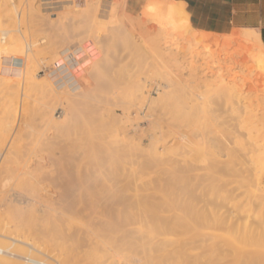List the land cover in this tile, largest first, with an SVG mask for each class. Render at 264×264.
<instances>
[{
    "label": "rangeland",
    "instance_id": "374dc122",
    "mask_svg": "<svg viewBox=\"0 0 264 264\" xmlns=\"http://www.w3.org/2000/svg\"><path fill=\"white\" fill-rule=\"evenodd\" d=\"M143 1L0 0V37L2 30H10V35L0 41V56L5 54L2 47L5 48V41L9 42L7 38L10 36L17 42L20 39L24 41H20L24 54L23 51L17 54L8 52L22 56L19 72L25 70L26 55L31 58L37 56L33 58L36 64L31 65L36 74L31 85H0L1 157L11 151L10 157L14 161L6 156L12 160H7V166L12 164L10 170L26 161L24 168L17 169L19 172L14 170L16 173H56L55 176L70 173L73 181L76 174H95L97 180L90 185L86 183L89 192L93 195L100 191L115 193L127 210L123 221H118L120 225L114 224L118 223L115 221L108 227L114 235V230L121 229L112 240L113 246L117 247L114 246L111 253L116 258L119 257L116 254L119 249L124 251L131 246L125 251L130 256L121 252L122 258L129 257L124 261L121 258L122 264H151L155 257L174 264L173 260H179L181 255L183 257L176 264H264V139L255 149L263 154L255 151V156L259 153L260 157L254 156L255 161L248 165H254L251 173H229L228 168L239 167L242 161L240 154L239 158L236 154L237 157L234 154L231 157L220 156L225 163L220 171L227 173H204L205 165L213 164L211 162L215 159L211 154L212 147H208L211 144L206 145L205 142L202 149H206L200 151L207 160L200 162L203 166L198 164L203 172L196 167L189 172H178L185 169L189 160L181 155L172 159L164 155L152 168L143 165L149 158L148 152L155 148L160 151V144L156 147L148 144L166 131L167 125L174 126L172 128L186 138L189 135L184 113L189 112L186 107L190 109V97L178 89L158 97L163 89L156 90L155 85L165 83L160 66L174 57L192 63L190 52H201L202 46L212 51L217 40L222 44L241 31L228 35L200 32L191 28L178 6L164 1ZM4 8L7 13H4ZM164 22L167 24L161 29L160 24ZM40 39H45V42L41 43ZM155 42L158 46L153 50L151 45ZM258 53V59L264 63V50ZM217 54L222 57V53ZM240 60L249 69L251 78L246 77L245 81L254 86L251 90L264 88L262 69L251 65L246 57ZM227 62H223L225 65L217 64L218 68L234 66L232 60ZM157 71L158 75H155ZM140 73L143 74L138 76ZM236 74V77H241L240 72ZM113 82L116 87L112 89ZM104 87L111 90L110 94ZM216 87L213 90V85L212 92L200 102L212 103L214 100L212 105L220 107L218 112L222 113L223 121L203 117L197 120V124L199 121L206 125L205 129L210 126L208 129L212 133L205 130L209 137L214 130L215 135L218 131V137L227 132L229 113L224 110L230 109L233 101L227 95L222 97ZM146 89L150 93L147 94ZM216 93L221 94L220 99L216 98ZM255 93L249 99L257 105L259 97ZM132 101L135 105L130 111V118H133L130 121L124 118L121 105ZM111 108L114 110L112 115ZM149 114H153L152 118L155 116L156 127L147 119ZM256 117L259 119L253 117L247 126L260 132L264 118ZM214 134L213 139L217 138ZM8 172L7 169L5 173ZM149 173L153 174L146 175L147 179L145 174ZM142 178L145 180L143 183ZM139 202L144 207H139ZM179 216L189 220L190 224L185 222V225ZM178 219L182 224H176ZM137 220L142 221V226H137ZM153 223L160 229L164 227L163 230L158 226V230L155 229ZM118 233L124 235V242L116 238H120ZM229 237L236 239L238 244L227 245ZM115 240L119 243L116 244ZM126 240L131 243L127 244L129 247ZM121 241L122 247L119 248ZM159 246L163 248L159 249ZM179 249L184 254L179 253ZM149 251H153L154 257L150 258ZM169 256H172L171 260Z\"/></svg>",
    "mask_w": 264,
    "mask_h": 264
},
{
    "label": "bare ground",
    "instance_id": "6f19581e",
    "mask_svg": "<svg viewBox=\"0 0 264 264\" xmlns=\"http://www.w3.org/2000/svg\"><path fill=\"white\" fill-rule=\"evenodd\" d=\"M5 10L6 9L4 8L3 11ZM4 13L7 12L5 11ZM166 24L167 22L160 24V26H162L161 29H163V27H165ZM9 31L10 30H2L1 32L2 35L0 37L1 42L2 39L7 37L6 35L9 33ZM7 39H9V42L5 41V45L7 42L5 48L2 47L3 45L1 46L5 54L0 56L1 59L0 85L3 86L16 85L19 87L29 86L35 81L34 79L36 74L31 70V65L35 63L33 58L34 57L37 58V56L31 58V56L25 54L26 55L25 57L26 64L24 68L25 70L23 72L22 71L19 72L20 70L18 69L23 60V58H21L22 56L19 57L14 54H9L8 52L13 51L16 54L22 52L24 50L21 47V43H20L22 39H20V41L18 42L13 40L12 36H10V38ZM22 42L24 41L22 40ZM40 42L44 43L45 39H40ZM214 44H216V48L212 51H209L206 49L205 46H202V48H200L201 52H199L198 50L190 52L189 57L192 60H194L192 63L190 62L185 63L183 61H179L177 58L174 57L171 61L163 62V64L161 65L163 67L160 66L159 69H163L162 72L164 73L163 75L165 76V78L162 79H164L165 83L162 82L164 84L157 83L155 85V87H157L156 90L160 89V87H162L163 89V91L160 94L158 93L159 94L158 97L167 94L169 92H172L174 91V89H178V91L182 92V94L190 97L189 98L190 109L187 110L188 107H186V111L189 112L184 113L185 119L187 121V125L189 127V133H188L189 135L188 138H186V135L184 134L180 135L181 133L179 134L178 130L172 128L174 126H170L166 124L167 125L166 127H168V129L163 133H161L158 137H156L154 142L150 141L148 144L149 147H151L152 145L156 147L158 144H160L161 145L160 151L157 148H155L151 152H148L149 158L148 160H146V163H143L144 167L146 166L152 168L153 165H157L156 164L157 160L162 158L164 155L169 159H172L176 155H181L186 158L188 157L189 160L185 164V169L182 168L183 170H179L178 172L180 171L181 173H184L185 171L189 172L191 169H194V167L198 168V164L200 165L202 164L200 162H205L207 160V157H205V155L200 151L206 149V147L202 149V144L205 142V144L207 143L206 145H208V143L211 144V146L208 145V147H212L213 151H211L212 152L211 154L213 155V157H215V159L213 162H211L213 163L211 165L204 164L205 165V170L203 169L204 173H217V172L219 173L220 169L225 164V163L223 164L224 160H222L223 158L221 159L220 156L222 155L230 156L233 154L235 157H237L238 154H240L242 159L239 158V156L238 158L240 159V161L241 160L242 161L239 162V167L234 166L232 168H228L230 171L229 173H251L252 167H254V165L251 167H249L248 165H251V163L255 161L254 160L255 151H256L255 149L259 145L258 143L262 139H264V126L262 127L260 132H256L247 125H250L248 124V122L253 117H255L254 119L257 118L256 116H260L261 118L262 117L264 118V88L261 89L260 87V89H256L255 91L251 90V87L254 86H252L251 83L249 84L248 81L247 82L245 81L246 77L251 78L249 69L246 66H243V63L240 62L241 61L240 59L246 57L248 61L252 63L251 65L255 64L256 67L262 69V71L264 72L263 70L264 63H262V60L258 59V55H259L258 52L260 50H264V48L261 42L259 41L256 33L254 31H249V30L239 32L235 35L228 37L226 40H224V42H222V44L220 43L219 40H217V42ZM231 45L233 46L230 48L229 46ZM248 45L250 46L249 48ZM157 46L158 44L157 42H155L153 43V46L151 45V48L154 50L157 48ZM217 52H219L220 54L222 53L221 54L222 57H220L217 54ZM22 54H24V51ZM229 59L233 61L232 63L234 64V66L229 67L228 65L225 68L224 67L218 68L217 64L225 65V63L223 62L225 61L227 62V60ZM246 65L248 66V64ZM236 73H238L239 76L241 75L243 79L241 77L240 78L236 77L237 75ZM256 73H258L257 70ZM141 74L143 73L137 75L140 76ZM155 75H158V71L157 74L155 73ZM162 79L159 78V81ZM254 79L256 80V78ZM151 82L152 80L150 81V83ZM111 85H112L111 87L112 89L113 87H116V84L114 82ZM151 85L153 86V83ZM213 85H214L213 90L215 89L216 85H218V87H216V90L220 89L222 94L221 95L220 93L219 94L216 93V95L218 94L217 95L218 97H216L217 99L221 98L219 97L220 95L222 97L227 95L228 99L231 98L233 100L230 104V109L224 110L229 113V119L227 121L228 126L226 129L227 132H224L225 134L222 133V135L218 137L217 136L218 131H217V135H215L214 133H216V130H214L215 131L214 132L213 131L214 128H212L213 134L217 136V138L215 137V139H213L214 138L213 134H210L209 137L207 133L208 131L210 132V130L208 129L210 126L206 128L208 130L207 131L204 128L206 125L204 126L203 123L199 122L200 118L202 117L207 118L208 120L214 119L219 121L222 120L223 118L222 113L218 112L220 107L219 106L214 107L212 105L214 100L212 103L208 102L209 100L206 101L208 103L200 102V99L203 100V97H205L210 92H212L211 87ZM262 85L264 86V77L262 78ZM173 86H177V88ZM107 87L110 88V85L108 84ZM108 88H106V90ZM143 88L144 87L142 86V89ZM123 89H125V87ZM139 89L140 92H142L141 87H139ZM148 89H146V92ZM108 90L110 94L111 90L110 89ZM246 92L247 93L249 92L250 95L249 94L247 95ZM254 92H256L258 94L257 96L259 97L258 99L259 103L257 105H255L253 101L249 99L251 98L252 94H254ZM148 93H150V90H148L147 94ZM127 103H123V105L124 104L125 105L124 106L121 105V107L124 112V118L126 117L127 120L131 121L133 120V118H130L131 115L130 111L131 108L135 105V103H133V101L130 102L128 105ZM152 103H154V101H152ZM118 105L115 104V106ZM112 109L113 108H111V115L112 113H114V110ZM152 115L153 114H149L146 116L149 122L153 123V127H156V124H154V122H156L155 116H153L152 118L151 117ZM198 118H199L198 121L199 124H197ZM257 119H259V117ZM200 124L201 126L202 125L203 126L200 127L199 126ZM211 136L213 137L211 138ZM168 138H170V140H168ZM5 145L8 144H4V146ZM260 148L262 149V147ZM7 151L9 150L7 149ZM257 151L259 153H262L258 149ZM1 152L2 151H0V161H1L0 163V264H122L121 262L122 257L120 256L121 252L123 255L125 251H128V249H130L131 246L129 247V245L127 244H131V243H128V240H126L127 241L126 245L129 248L125 246V249L126 247L128 249L124 251H121L122 249H119L120 251L118 250L119 252L118 251H117L118 253L116 252V254L119 255V257L116 255L118 257L116 258L115 255L111 253L113 251V248H115L114 246H116V245L113 246V244L115 243H113L112 240L113 237L117 235L116 234L117 231L118 230L121 231V229L117 228L118 229L117 231L114 230V233L116 232L114 235L112 234L113 230L111 229L110 232V229L108 227L113 225V222L115 221L117 222L123 221L124 216L126 217V215L124 214L126 208L121 204L119 197L115 193H111L108 191L106 192L100 191L99 193H94L95 195H93L92 192H89L90 190H88V186L86 185V183L90 185L91 183L95 182L97 180L95 174L93 175L86 174V176L81 174H76V177L74 178L75 180L73 181L72 180L73 177L72 178L69 177L70 173L61 174V176L63 177L55 176L56 173L55 175L54 173H52L53 175L51 173H48L46 175V173H26L25 171L24 173H16L15 171L18 172L20 171V169L17 170L18 168H24L26 161L22 162L23 164L21 163L22 167L18 166L15 167L16 169L13 168V170H10L9 168H12L10 167L12 164L8 163L9 166L8 167L7 162L9 161L7 160H9L10 158L13 159L12 157H10V155H12L10 154L11 151H9L10 153H7L6 155L7 157L9 155L10 157L9 159H7L5 155L2 158ZM259 153L256 154L259 155ZM258 155L256 156L258 157ZM1 158L3 160H1ZM211 160L212 159H209V161ZM17 165L18 163L16 164V166ZM27 166H29V164ZM201 166H203V164ZM7 169L9 172L5 173ZM224 170L227 169L224 168ZM12 171L13 173H10ZM224 173H227V171ZM64 174H67V176H64ZM151 174L153 173L145 174V176ZM147 179L149 178L147 177ZM143 181H145L144 178H142L141 182L143 183ZM134 185H135L134 187H138L136 184ZM84 194L88 196L84 197L85 196ZM140 205L144 207V205L141 202L138 203L139 207ZM151 206L153 207V205ZM180 218L182 219V221L184 220L183 221L184 223L190 222L189 220L183 219L182 217ZM178 221L179 222H177L176 220L177 222L176 224L178 223L182 224V222H180L181 220L178 219ZM137 222H138L137 226L139 227L142 226V221L137 220ZM119 223L120 222L118 223L115 222L114 224L117 225ZM160 224L162 223L160 222ZM152 225L155 226L154 223ZM158 225L155 226V229L157 230L160 227ZM189 226L187 228H189ZM184 227L186 228V226ZM113 228L115 229V227ZM163 228L161 229L163 230ZM124 232H120V233L125 234ZM120 233H118V235H120ZM123 234L120 235V238L118 237L116 238L118 240L122 239L124 242ZM148 237L150 238L151 236ZM116 241L117 240H115V242ZM117 243H119V241L116 242V244ZM226 243L227 245L230 246H235L238 244L236 239L230 237L227 238ZM121 244L122 241L120 242V245ZM121 247L122 245L119 248ZM160 247L161 246H159V249ZM180 250L181 249H179V253L180 252L183 253V251ZM151 252L153 251H149V253ZM154 253L150 254L151 255L150 258L154 257L152 256V254ZM126 255L130 256L127 252L125 253V256ZM182 257L183 255L179 257V260ZM124 258H122L123 261ZM128 258L129 257L125 258V260ZM155 258H153V262H151L152 260H150L151 264H155L154 263ZM132 259L130 260V262L132 261ZM156 259H157L156 261L158 262V263L156 262V264L159 263L164 264L166 262L165 260H164L165 262L163 261L164 263L162 262L164 258H159V260L158 258ZM177 260L178 259L173 260L174 264H176L175 262ZM134 263L132 262V264ZM185 264L188 263L185 262Z\"/></svg>",
    "mask_w": 264,
    "mask_h": 264
},
{
    "label": "crops",
    "instance_id": "0c3cea01",
    "mask_svg": "<svg viewBox=\"0 0 264 264\" xmlns=\"http://www.w3.org/2000/svg\"><path fill=\"white\" fill-rule=\"evenodd\" d=\"M154 1H164L178 6L191 28L200 32L228 35L234 31H254L264 48V0Z\"/></svg>",
    "mask_w": 264,
    "mask_h": 264
}]
</instances>
